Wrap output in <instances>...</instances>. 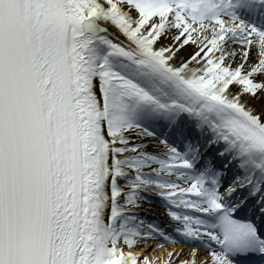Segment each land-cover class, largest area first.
<instances>
[{
	"label": "snow or ice",
	"instance_id": "1",
	"mask_svg": "<svg viewBox=\"0 0 264 264\" xmlns=\"http://www.w3.org/2000/svg\"><path fill=\"white\" fill-rule=\"evenodd\" d=\"M0 264H264V0H0Z\"/></svg>",
	"mask_w": 264,
	"mask_h": 264
},
{
	"label": "bare ground",
	"instance_id": "2",
	"mask_svg": "<svg viewBox=\"0 0 264 264\" xmlns=\"http://www.w3.org/2000/svg\"><path fill=\"white\" fill-rule=\"evenodd\" d=\"M156 255H160V256H162V255H163V253H159V254H156ZM156 255H154V256H156Z\"/></svg>",
	"mask_w": 264,
	"mask_h": 264
},
{
	"label": "rangeland",
	"instance_id": "3",
	"mask_svg": "<svg viewBox=\"0 0 264 264\" xmlns=\"http://www.w3.org/2000/svg\"><path fill=\"white\" fill-rule=\"evenodd\" d=\"M153 255H156V253H154Z\"/></svg>",
	"mask_w": 264,
	"mask_h": 264
}]
</instances>
